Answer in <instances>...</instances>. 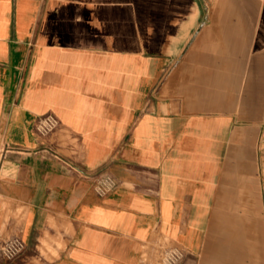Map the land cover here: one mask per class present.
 Here are the masks:
<instances>
[{
  "label": "crops",
  "instance_id": "1",
  "mask_svg": "<svg viewBox=\"0 0 264 264\" xmlns=\"http://www.w3.org/2000/svg\"><path fill=\"white\" fill-rule=\"evenodd\" d=\"M214 6L0 0V264H264V0Z\"/></svg>",
  "mask_w": 264,
  "mask_h": 264
},
{
  "label": "built area",
  "instance_id": "2",
  "mask_svg": "<svg viewBox=\"0 0 264 264\" xmlns=\"http://www.w3.org/2000/svg\"><path fill=\"white\" fill-rule=\"evenodd\" d=\"M59 126V120L52 114H46L37 119L34 132L39 138H47ZM48 154L58 159V156L52 150H48ZM116 186L115 180L108 175L99 177L94 183V191L98 197L106 196ZM27 250L25 242L14 237L0 242V259L5 262H13L20 258Z\"/></svg>",
  "mask_w": 264,
  "mask_h": 264
},
{
  "label": "rangeland",
  "instance_id": "3",
  "mask_svg": "<svg viewBox=\"0 0 264 264\" xmlns=\"http://www.w3.org/2000/svg\"><path fill=\"white\" fill-rule=\"evenodd\" d=\"M196 1L199 3V6L203 10L202 17H208L209 15L214 13L215 11L214 3L216 0H196ZM178 65H179V61H176L173 64H167V67L171 69V68H175ZM167 76H168L167 74H163L159 76V84L161 82H164ZM151 94L152 97H154L156 94V90H153ZM157 245H158V249L156 255L154 256V259L151 260V258L148 255V252H143V261L145 264H177V262L180 259H182L183 256L181 252L173 248L167 240L158 238Z\"/></svg>",
  "mask_w": 264,
  "mask_h": 264
}]
</instances>
